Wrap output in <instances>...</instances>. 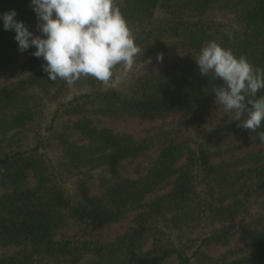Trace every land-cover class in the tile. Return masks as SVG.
Masks as SVG:
<instances>
[{
	"label": "trees",
	"instance_id": "trees-1",
	"mask_svg": "<svg viewBox=\"0 0 264 264\" xmlns=\"http://www.w3.org/2000/svg\"><path fill=\"white\" fill-rule=\"evenodd\" d=\"M115 5L140 48L135 68L116 66L108 85L91 76L75 81L94 88L95 96L86 94L89 101L66 111L76 116L71 124L54 120L58 108L46 126L50 136L36 142L35 135L27 141L24 131L17 134L44 119L47 97H58L73 85L49 80L44 61L31 54L35 49L21 53L15 32L4 30L0 21V79H18L0 88V133L14 130L21 146L31 148L14 156L0 152V244L18 248L0 258V264H163L171 255L179 264L264 263V149L233 163L214 162L226 153L218 144L253 136L250 142L231 145L228 151H234L260 142L256 132L239 126L233 112L215 103L213 88L223 81L202 76L193 58L215 40L264 68V0H115ZM11 9L34 31L37 17L30 0H0V13ZM219 16L230 21H219ZM229 30L232 38L226 35ZM159 53L162 62L156 60ZM149 57L151 63H145ZM130 117L156 123L153 132L141 137L121 133L115 121ZM257 131H264V124ZM6 141L0 140V151L7 150ZM42 142L61 147V165L73 176L74 188L57 180ZM212 144L218 148L212 150ZM122 160L136 163L137 178L121 174ZM194 172L200 173L199 181ZM199 187L203 192L197 190L191 199L188 193ZM257 199L261 213L248 221L249 206ZM199 205H204L205 217L222 221L241 209L238 224L217 228L202 240L227 244L238 234L244 243L240 258L220 263L200 245L192 254L177 246L175 232L199 219ZM132 213L134 223L124 234L111 241L91 238L94 231ZM72 224L85 238H56Z\"/></svg>",
	"mask_w": 264,
	"mask_h": 264
},
{
	"label": "clouds",
	"instance_id": "clouds-1",
	"mask_svg": "<svg viewBox=\"0 0 264 264\" xmlns=\"http://www.w3.org/2000/svg\"><path fill=\"white\" fill-rule=\"evenodd\" d=\"M30 4L39 35L16 18L15 9L0 13V21L4 30L15 32L21 53L35 49L31 54L44 61L42 69L49 80L71 85L82 76H91L108 85L116 66L132 69L140 48L115 0H30ZM236 28L233 24L232 29ZM233 34L226 32L229 38ZM193 58L202 76L223 81L213 88L215 103L233 112L239 126L256 132L264 144V131H257L264 124V95L258 96L264 90V68L215 40ZM156 60L162 62L163 54H157ZM145 63H151V57Z\"/></svg>",
	"mask_w": 264,
	"mask_h": 264
},
{
	"label": "rangeland",
	"instance_id": "rangeland-1",
	"mask_svg": "<svg viewBox=\"0 0 264 264\" xmlns=\"http://www.w3.org/2000/svg\"><path fill=\"white\" fill-rule=\"evenodd\" d=\"M217 19H219V21H227V22L230 21L229 16H219V17H217ZM33 32L36 35L40 34L37 27L34 29ZM182 54L183 53L181 52V55ZM22 60H21V62H23ZM134 68L135 67L133 66L132 69H134ZM132 69H130V70H132ZM130 70H128V71H130ZM126 71H122V72H126ZM119 80L120 79H118V77H117L115 81L118 82ZM17 81H18V79H14L13 77L2 78V79H0V88L13 85ZM78 84H79L78 82H77V84L75 82L72 83L73 86H71V88L68 91L65 90V92H63V94L59 95L58 97H54V96L47 97L48 103H45V105L43 104L44 109H43L42 117H44V119L39 118V119L35 120L34 121L35 124L32 125V128L30 130H26L27 127L25 129L22 128V130L17 135L21 134L24 131L22 136L24 138L26 137L27 141L28 140L32 141V137H30L28 139L29 135H31V134L35 135L34 142H36L40 138L49 137L50 133L49 134L46 133L47 132L46 126L52 122L53 113L58 108H61V111L58 112L57 117L54 119L56 122L60 123L61 121L66 122L68 120V123L71 124V122L73 120H76V116H70V115L66 114V111L68 109H70L73 106V104H75V103H78V102L82 103V102L89 101V97L86 96V94L91 93L93 97L95 96V94L93 92L94 88H92L91 86H84L83 84H80L79 86H77ZM100 88H101V86H100ZM95 90L97 91V89H95ZM79 97H80V99L78 101L75 100V99H78ZM38 116L40 117L41 115H38ZM213 119L216 120L217 117L215 115H213ZM37 122H40L39 127L37 126ZM115 123H117V125L120 127L121 133L132 132L135 135V137H141L143 135H146V132L152 133L154 128H155L154 126L156 124L152 121H141L140 122V121L134 120L131 117L125 118V119H120L118 121H115ZM216 123H217V121L214 122V124H216ZM200 128H203L202 124H200ZM204 130L205 131H202V133L208 132L205 128H204ZM44 133H46V134L44 135ZM15 134H16V131H14V130L7 131V134L0 133V140L7 137V141L4 143L5 145H7V150L6 149L1 150L0 151L1 154L7 153L11 156H14L17 153L22 154V153L28 151L29 149H31V148H28L25 150L24 147L21 146L19 138L16 137ZM252 138H253V136L252 137L246 136L245 138H243L241 140L232 141V143H229L227 145L225 143L222 145L218 144V147H220L223 150V152L226 150V153L222 157L218 156L217 158H215L214 162L220 163V162L225 161V162H232L233 163V161L236 160L237 158H241V157H243V156H245L251 152L256 153L259 150L264 149V144L258 143L250 149L249 148L243 149V148L238 147V149H235L234 151H228L229 148L231 147V145L234 148L235 147L234 144L235 145L244 144V143L252 141ZM42 143L44 146V147H41V148H43L42 149L44 152L43 154L45 156L48 155V157L51 158V160H53L52 161V164H53L52 167L56 168L54 174L57 177V180H59L60 184L63 187L68 188L70 185L69 183H71L72 188H74V185L72 183L73 182V176H69L68 171L65 169V166L61 165V161H62L61 150H60L61 147H58L55 143H44V142H42ZM28 145L30 146V144H28ZM218 147L216 146V144H212L210 146V148L212 150H216ZM134 163L130 162L129 160H122L121 161L120 172L124 177H129V178L135 177V178H137V173L134 172V170H133V169H135V164H136V163L135 164ZM92 173H96L97 177H98V174H100L98 169H95L94 171H92ZM193 176H194L193 177L194 180H197V181H199V179L201 178L200 173H197V172H194ZM75 179H76V177L74 178V181H75ZM93 189H96V186H94ZM197 190H199V192L202 193L203 187L192 189L188 193V195L191 199H194V197L198 196ZM3 191H4V187L0 185V192H3ZM97 191H98V189H97ZM253 199H254V197H253ZM260 201H261V199H257V200H253L254 203L251 202V204L249 206L250 215L247 218L248 221L256 219L258 217V214L261 213L260 209L258 208ZM188 202H190L189 199H188ZM198 202H200V201H198ZM225 204H227V202H225ZM197 209H198V213H199V219L197 221H192V223H188L186 228L182 229V230H184L182 233H180L178 231L175 232V236L178 239L177 241H175L177 243V246H181V245L185 246L186 247L185 250L187 252H189V254H192L193 251L195 250V248L200 245L202 252H204L208 256L218 260L220 263L226 262V261L232 262V261L240 258L242 255H241V251L239 250V246H243L244 243L241 239H239L238 234L232 235L229 243H227V244L218 243V242L204 243V242H202V240L204 238L207 239L208 236H210V234H213L217 228H222L223 226H227V225L233 226L235 224H238L239 220H241L243 218L241 215L239 216V214H241L240 213L241 209H239V214L235 213L232 216L230 215L228 217V219H226L224 221L219 220L216 217H215V219L205 217L204 205L197 206ZM214 216H216V215H214ZM134 219H135V214L132 213L120 222H116V223L106 225V226L98 229L96 232L94 231L91 238L96 239V240L111 241V240L119 237L120 235L124 234L125 232H127L130 229V227H132V224L134 223ZM79 232H80V230L76 224H72L70 226L67 225L65 228L60 230V232L56 238L60 239V238H62L63 235H67L68 238H70L72 241H77V240H80L82 238H85V237L79 235ZM17 249L18 248L16 246L4 247L3 245L0 244V258H4V257H8V256L12 255ZM197 261L201 262L200 260H197ZM199 262H194V264H199ZM163 264H179L178 258L176 257V255H174V256L171 255L169 257V259H167ZM259 264H264V263H259Z\"/></svg>",
	"mask_w": 264,
	"mask_h": 264
}]
</instances>
